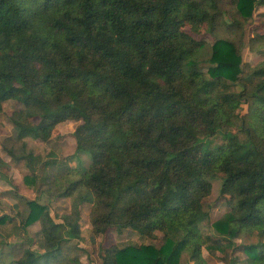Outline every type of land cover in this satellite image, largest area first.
Segmentation results:
<instances>
[{
  "label": "trees",
  "instance_id": "obj_1",
  "mask_svg": "<svg viewBox=\"0 0 264 264\" xmlns=\"http://www.w3.org/2000/svg\"><path fill=\"white\" fill-rule=\"evenodd\" d=\"M231 1L242 22L225 21L220 0H0V111L6 101L23 106L10 122L19 137L43 142L57 124L78 122L75 153L90 157L85 170L66 172L58 193L71 199V213L57 223L28 201L20 229L39 222V248L15 261L1 253L0 264H82L63 244L80 238L83 204L91 205L93 236L162 235L158 247L102 249L100 264H180L182 253L207 264L202 250L228 249L245 264H264V60L245 71L234 42L218 35L235 33L264 0ZM187 26L213 35L208 53ZM250 45L264 53V34ZM205 53L206 71L198 68ZM239 81L236 98L216 97L224 82ZM241 101L246 116L235 113ZM28 109L38 111L37 123ZM218 174L229 210L212 236L198 224ZM8 221L0 216V226ZM240 234L256 242L238 244Z\"/></svg>",
  "mask_w": 264,
  "mask_h": 264
},
{
  "label": "rangeland",
  "instance_id": "obj_2",
  "mask_svg": "<svg viewBox=\"0 0 264 264\" xmlns=\"http://www.w3.org/2000/svg\"><path fill=\"white\" fill-rule=\"evenodd\" d=\"M219 7L225 12L227 19L225 21H232V19L243 21L239 18L231 0H220ZM222 29H219V37L228 38L234 42L239 49L242 59L241 66L243 65L245 71L264 60V53L258 52L257 47L250 45V40L253 37L264 34V6H257L252 17L242 23L241 28L235 33L229 34L225 28ZM183 31L194 40L203 41L207 46L206 53L209 52V47L215 40L213 35L206 33L203 29L195 33L189 26L183 28ZM241 44L244 45L241 47ZM206 53L202 57L203 62L198 64V68L204 71L209 66L206 63L208 58ZM241 90L240 81L238 83L224 82L216 89L215 95L224 103L236 98ZM19 109H24V107L15 101H6L2 104L0 111V155L8 160L6 163L0 158V216H7L9 219L4 226H0V254H8L13 261L19 259L27 248L38 250L41 241L39 222L30 225L26 234L20 229V224L28 212L26 204L28 201H36L45 205L50 217L57 223L62 221V216L71 213V199L59 197L58 193L65 185L66 172L70 170L66 163L75 162L73 132L78 125V122L75 121L57 124L50 139L45 143L29 136L21 138L18 129L10 122L11 114ZM27 111L33 115V122L37 123L38 111L35 109ZM235 113L246 116L248 103L241 101V105ZM20 139L33 140H28L26 143ZM48 152H53L54 155H49ZM7 154L10 155L11 160ZM29 155H37L38 158L32 160ZM78 157L80 169L85 170L90 164V157L85 154ZM42 161L48 162V164L44 166ZM31 165L36 168L34 172L30 170ZM25 177H29L30 183H25ZM70 178L76 179V176L72 175ZM223 178L222 174H218L210 180L211 194L203 200V208L208 216L198 224V228L203 234L214 236L212 224L229 210L227 196L221 192ZM90 209L91 205L89 204H83L80 209V238L63 244V250L69 257H76L85 264H100V251L112 245L143 243L158 247L162 244L160 233H156L155 239H149L140 237L130 229H125L120 233L112 229L106 235L93 236L89 221ZM235 241L238 244L253 243L256 242V236L240 234ZM223 256H226L228 261H232V264H245V256L241 251L228 249L225 254L217 252L215 256H210L205 250H202V257L207 264H226L222 260ZM180 264H191L187 253H182Z\"/></svg>",
  "mask_w": 264,
  "mask_h": 264
},
{
  "label": "crops",
  "instance_id": "obj_3",
  "mask_svg": "<svg viewBox=\"0 0 264 264\" xmlns=\"http://www.w3.org/2000/svg\"><path fill=\"white\" fill-rule=\"evenodd\" d=\"M20 140H24V142L28 143V140H33V139H20ZM44 143H45V142H44ZM23 145H24V143H23ZM48 154H49V155H54L53 152H48ZM73 154H75V156H74V158H75L74 161H75V162H73V163H72V162H67V163H66V166L69 167L70 170L72 169V170H79V171H80V170H81V169H80V166H79V165H80V160H79V157H78V156L81 155V154H76L75 151H74ZM7 155H8L7 157L10 159V155H9V154H7ZM31 156H32V155H31ZM32 157H37V155H34V156H32ZM0 158L2 159L3 162H6V163L8 162V160L4 159V157L1 156V155H0ZM37 158H38V157H37ZM10 160H11V159H10ZM43 161H45V160H43ZM43 161H42V162H43ZM9 162H10V161H9ZM53 163H54V161H53ZM26 164H27V163H26ZM26 164H25V165H26ZM47 164H48V162H47V163L43 162V165H44V166H46ZM57 167H58V165H57ZM30 168H34V167L31 165ZM34 169L36 170V168H34ZM30 170H31V169H30ZM35 170H34V171H35ZM203 259H204V257H203ZM204 260H205V259H204ZM205 261H206V260H205ZM81 263H82V264H85V263H83L82 261H81ZM206 263H207V262H206Z\"/></svg>",
  "mask_w": 264,
  "mask_h": 264
}]
</instances>
